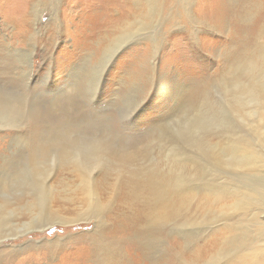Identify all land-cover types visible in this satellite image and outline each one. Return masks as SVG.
Masks as SVG:
<instances>
[{"label": "rangeland", "instance_id": "374dc122", "mask_svg": "<svg viewBox=\"0 0 264 264\" xmlns=\"http://www.w3.org/2000/svg\"><path fill=\"white\" fill-rule=\"evenodd\" d=\"M155 1L153 13L145 0H139L145 4L142 5L144 24L142 19L133 28L125 29L133 20L130 18L122 26L125 31L120 28L104 35L103 24L111 17L116 19L120 16L116 0H62L57 11L61 20L59 29L53 16L56 0H0V71L3 56L16 65L11 70L16 78L9 79L0 74V82L18 80L20 84L13 90L14 95L28 112L23 115L26 118L18 116L17 120L0 124V171L8 173L6 180L2 178L3 173L0 175V183L4 189L8 188L9 196L16 194L13 189L17 186L26 185L25 181L30 185L36 184V187L42 186V198L46 197L51 216L61 217L60 221L54 218L53 225L43 231L2 237L10 232L3 231L0 264H202V261L189 257L188 249H184L188 246L185 239L192 241L186 236L196 234V229L191 230L200 224V219L195 218L191 223L194 225L183 226L184 216L179 224L173 221L169 211L160 218V211L164 209L156 204L154 213H150L147 203L152 198L151 191L138 182L140 178H131V174L139 167L144 171L155 165L156 171L172 170L178 178L181 175V180L187 184L185 186L189 185L191 192H196L204 188L199 184L205 179L219 182L216 178L225 170L231 173L229 176L224 174L223 181L247 188L257 186L262 171L250 172L248 169L246 173L238 168H225V165L219 169L205 161L204 176L190 170L192 162L186 160V155L196 158L208 152L230 159L231 154L224 146L222 135L225 136L224 131H237L238 128L240 134L246 136L248 144L264 152L262 107L253 102L264 85V52L258 50L260 43H264V0H198L197 25L188 20L183 8H175L176 2L173 8V0H163L164 5L162 0ZM105 2L113 4L114 9L118 8V13L104 12L102 5ZM150 15L153 19L151 24ZM123 20L127 17L124 16ZM22 24L24 26L20 27ZM18 29H23V33L27 29L24 38L18 34ZM122 32L125 36L132 35L130 41L123 40L124 43L101 72L99 63L104 51L113 37ZM156 32H159V39L153 42ZM32 43L33 65L29 68L26 65L28 57L25 60L18 50L30 53L29 45ZM246 61L250 67L258 69L254 71L256 73H251L249 67L247 74L243 71L241 79L233 78L234 68ZM94 78L95 87L92 86ZM239 83L247 85V89L241 87L235 92L231 86ZM229 86L231 89H227ZM18 89L22 91L16 93ZM23 95L28 96L27 104L19 97ZM57 97L60 100L71 99L65 107L52 109L49 103ZM30 102L35 103L34 108ZM205 132V144L199 145L194 137ZM52 134L59 150L70 145L69 157L66 153L56 157L58 163L49 183L35 182L36 170L27 173L24 166L19 164L17 168L16 165L24 160L20 161L24 156L36 161L35 152L48 144ZM91 146L105 147L108 153L95 154ZM43 150L39 157L46 160L50 151L46 146ZM75 156L81 160L80 163L85 162L83 166L89 170L95 184L89 199L91 202L85 201V191L78 188L82 183L76 173L69 164L63 163L64 158L74 159ZM2 157H7L8 161ZM96 159L101 162L97 163ZM43 165L50 170L46 161ZM228 177H233V180H226ZM176 193L170 186L166 194L175 208L184 212L190 209L191 214L198 210L200 201L194 193L182 195L180 201ZM90 205L91 213H88ZM92 205L95 208L100 206L93 211ZM40 213L39 219L45 216V212ZM86 215L89 219L84 218ZM22 219L30 220L28 215ZM130 219L132 221L128 222ZM13 222L16 225L20 223ZM202 222L203 228L208 227V222ZM221 223L218 221L213 226ZM10 224L13 234L16 225ZM118 229L124 230L119 232ZM151 239L152 244L149 243ZM116 243L121 244L119 249L114 248ZM98 244H102L98 246L100 250L112 247L109 254L113 256L104 258L101 253V257H95L93 252ZM206 264L220 262L208 261Z\"/></svg>", "mask_w": 264, "mask_h": 264}, {"label": "bare ground", "instance_id": "6f19581e", "mask_svg": "<svg viewBox=\"0 0 264 264\" xmlns=\"http://www.w3.org/2000/svg\"><path fill=\"white\" fill-rule=\"evenodd\" d=\"M61 1L62 0H56L57 4H55V5L57 7L55 8L54 13H53V16L56 19V24L55 25L58 26V29L61 26V20H60L59 15H58V12H59L58 10H59V6H60ZM116 1H117V4H118V7H119V11L121 12L120 16L116 17V19L111 17L112 19L110 18L107 23L103 24V28L102 29L104 31V33H103L104 35H108V34L113 33L116 30H119L120 28H122V26L125 25L126 22H129L130 18H131V20L132 19L133 20L130 21L127 24L126 28L125 27L124 28L125 29L133 28L137 23H141L142 19H143L142 17L145 16V12H144V8H143V6L145 5L144 2L140 3L139 0H116ZM155 2H156L155 0H145L146 5L148 6V8H150V10L152 12H153V9L156 8L155 4H157V3H155ZM174 2H176V4H178L175 8H183L184 9V14L188 18V20L193 25H197V22H198V18L197 17L199 16V14H198V6H199L198 0H173V8H174ZM195 2L197 3L196 5H195ZM23 4L25 5V3H23ZM162 4H163V0H162ZM24 5H23V7H24ZM112 5L113 4H111V3L108 4L107 2H105L104 5H102L103 8L105 9V11L104 10L103 11L104 12H108L109 11L108 13L115 14L114 12L115 11L117 12L116 9H118V8L114 9V6H112ZM158 5L162 6L161 4H158ZM162 7H164V6H162ZM33 11L36 13L37 10L35 9ZM160 13L161 12H159V15H160ZM19 15H21V14H19ZM124 16L127 17V20H125V21L123 20ZM150 16L149 17H150V24H151V23H153V21H152L153 19H152V15H150ZM27 19H28V17L26 18V20ZM110 20H111V22H110ZM33 21H35V20H33ZM101 23H103V20L101 21ZM144 23H145V20L143 19L142 24H144ZM110 25H112V26H110ZM22 26H24V24H22L20 27H22ZM125 29H123V30L125 31ZM26 31H27V29H26ZM156 31H158V29H156ZM25 32L23 33V29H18V34L20 36H22L23 38L25 37L24 36ZM158 33L156 32L155 35H153V37H152V39H154L153 42H158L157 41L159 39V37H157ZM33 36L36 37V33H34ZM100 36H102V35H100ZM131 36L132 35L125 36V34L122 32V33H120V34H118V35L113 37L112 41L110 42L111 43L110 46L104 51V56L102 57V60L99 63V66L102 69L101 72H103V70L105 69L106 65L110 61L111 57L116 53V51L118 50L120 45H122L124 43L123 40L124 39L128 40ZM31 41H32V39H31ZM129 41H130V39H129ZM260 44H262V45L259 46L258 50H260L261 52H264V43H260ZM29 46H30V53H28L29 51L27 52V51L21 50V49L18 50V51L22 52L23 58L25 60L28 57L26 65H28V67L31 68L32 65H33L32 55H33V51L34 50H32V49H34L33 48L34 44L32 43ZM8 48H9V45H8ZM238 48H239V46H238ZM251 52L253 54L255 52V50H253ZM22 55H19V56H22ZM238 57H240V56H238ZM1 59H2V62H1L0 74H3L4 77L9 78V79L10 78L11 79L16 78L15 73H12L13 71H11L12 69L14 70L16 68V65L15 66L13 65L14 61L9 60V59L7 61L6 56H3V58H1ZM21 61H22V59H21ZM241 61H242V59H241ZM248 63H249L248 61L241 62V63L238 64L239 67H235L233 71L231 70L232 71L231 74H232L233 78L241 79L242 76L244 75L243 71H245L246 74H247V69L250 67L249 66L250 64H248ZM84 66H85V64H84ZM250 69H251L250 70L251 73H256L254 71L258 70V69L257 70L254 69V66L250 67ZM29 70H31V69H29ZM29 73H30V71H29ZM26 74H28V73L26 72ZM23 76H25V74ZM256 77H258V76H256ZM48 80H49V78H48ZM48 80H47L46 84L48 83ZM30 81H31V79H30ZM3 82H4V84H2L0 82V124L2 122L10 123L13 120H17L18 116H19L20 119L26 118L25 116L23 117V115H25V113H28V112H26V108L27 107H23L21 105L20 100L15 96L16 94L13 91L15 88H18L20 83H18V80L14 81V82L13 81L10 82V81H7V79L3 80ZM241 82L242 81L240 80V83ZM240 83L236 84L234 87L231 86L232 88H234L235 92H238L237 88L244 87L243 90L247 89V85L243 86L244 83L243 84H240ZM250 85H252V84H250ZM252 86H251V90H252ZM254 86H257V85L254 84ZM25 88H27V87H25ZM227 89H231L230 86ZM27 90H25V91H27ZM20 91H22V90L18 89L16 93H18ZM240 92H241V90H240ZM255 92H256V90H255ZM19 97H20V99L22 101H24L27 104L28 96L23 95V96H19ZM256 97H257V100L253 99V102L256 103L257 106H261L262 107L260 111H262V127H263L264 126V124H263L264 123V85H262L260 87L259 96H256ZM237 98H238V96H237ZM70 99L71 98H68L66 100H60V97L59 98L57 97V98L51 99L49 104L51 105L52 109L65 107L66 103L69 102ZM35 100L37 101L38 99H35ZM30 103H31L30 104L31 107L34 108L35 103L34 102L33 103L30 102ZM41 108H42V106H41ZM19 113H21V114H19ZM27 116H28V114H27ZM41 117H43V116H41ZM226 124H227V122H226ZM259 124H260V122H259ZM8 125H10V124H8ZM32 126H36V125H32ZM223 126L228 127L227 125H224V124H223ZM233 127H234V124H233ZM261 128H260V130H261ZM255 129H257V128H255ZM218 132H219V130H218ZM223 133L225 134V136L222 135V137L225 140L224 146L228 150V152L231 154V158L229 159L227 157H220V156L216 155V153H212V155H211L208 152H207L208 154L207 153H204L202 155L200 154V155H198L199 157L194 158V157H192L193 155L192 156L191 155L188 156L189 154L187 153L188 155H186V160L189 161V162L190 161L192 162L191 163L192 167L190 168V170H192L193 172H196L197 174H201V175L205 176V174H204L205 171H206V170H204L205 169V161L207 163H212L214 166L219 167V169H220V167L222 165H225L224 166L225 168H228V169H231V170H234V169L238 168L241 171H246V173H247L248 169H251L250 172H253L252 170H259V171H262L263 175H261V178L259 179L257 186L256 185L255 186H251L250 185L251 187L247 188L246 186H243V185L239 186V185H236V184H234L232 182L223 181L222 179L224 177H222V176L224 174L229 176L230 173H231L229 171H225L224 170L223 171L224 174L222 176L216 178L219 182H216V180H215V182H211V181L205 179V181H202V184H199V185H203L204 188H202L201 190H198L196 192H194V191L191 192V189L188 187L189 185L185 186L187 184L184 183V181L181 180L182 179L181 175H179V178H178V176H177L178 174L176 175V173H174L172 170L161 172L160 169H159V171L158 170L156 171L154 169L155 165H153V166L150 165L151 167L148 168L147 170H144V171H142L144 168H141V167L137 168L131 174V178H135V177L140 178L141 181L138 180V182L147 191H149V192L151 191L150 194L152 195V198L147 203L148 204V208L150 210V213H154L156 205H161L164 210L160 211V218H162L165 215V213L167 211H169L171 216L174 218L173 221L178 222V224L180 223L179 221H181V218L184 216V219H183L184 223L182 224L183 226L194 225V224H191V223L194 222L195 218H196V220L200 219L201 222L203 221L202 224L204 223V221L208 222V224H207L208 227H205V228L202 227L203 225L201 226V222H200V224L198 226H196V228L191 230V231H193V230L196 229V231H197L196 234L195 235L186 236V238L190 237L192 239V241H190L189 238H188L189 240L185 239V241L188 243L187 244L188 246H186V247L183 246L184 249H188L187 253H188L189 257H193L196 260H200V262L202 261V264H206L208 261H211V262H217L218 261V262H220V264H264V152L261 151L260 149H257L255 147L251 146L250 144H248L247 143L248 140L245 138L246 136L243 137L240 134L239 128H238L237 131L230 129V130L224 131ZM54 134H55V132H54ZM54 134H52V137H51L52 139H50L48 141V144L40 146L37 149V152H35L36 161H34L33 159H30V157L24 156V157H22L20 159V161L23 160V158H24V160L21 161L20 163H17V165H16L17 168H19V164L21 166H24L23 170L27 171V173H33L34 170H36V178L34 180L35 182L36 181L37 182L38 181H45L44 183H49L50 182V178L53 175L52 172L54 170H56V165L58 163L56 157L61 155V153H66L67 156L70 153L71 149L69 147L70 146L69 144L65 145V146H62L61 150L58 149L59 145L56 142V140L53 138L55 136ZM205 136H207V133L203 134V135H199V136L196 135L194 138L197 139L199 145H203V143L205 144V141H206V137ZM198 137H199V139H198ZM203 137H204L205 140L203 139ZM263 140H264V138H263ZM49 143H50L51 146L49 145ZM97 143H98V141H97ZM45 146L47 147V150L50 151L48 153V157H47L46 160H44L45 157L41 158V159L39 157V155L41 154L40 152L44 151L43 148ZM177 146H179V145H177ZM261 147H263V146H261ZM35 148H37V147H35ZM173 148H174V146H173ZM207 149H206V151H207ZM91 152H92V150H91ZM93 152H95V154L97 153V154L103 155L105 152L108 153V150H106L105 147L96 146L95 148H93ZM32 153H34V152H32ZM85 153H86V151H85ZM127 154H131V153H127ZM32 156H33V154H32ZM82 156H83V154H82ZM173 156L175 157V155H173ZM119 157L121 158V155H119ZM126 157H129V156H126ZM33 158H35V157H33ZM2 159L5 162L8 161L7 157H2ZM85 159H86V157H85ZM176 159H177V157H176ZM79 160H78L77 156H75L74 159L64 158L63 159V163H64V165L65 164H67V165L69 164L70 165L69 168L73 172L76 173L77 178L79 179V181H81L82 184L80 185V183H79L78 188H81L82 190L85 191V201L87 202L90 198H92L95 184L93 183V179L91 177V174L90 175L88 174L89 170L85 166H83L85 164V162L84 163H80L81 160L80 161ZM178 160H180V159H178ZM45 161L47 162V164H49L48 166L50 167V170L49 169L46 170L43 167L44 166L43 164L45 163ZM33 162H36V163L32 164ZM96 162L98 163V162H101V161L96 159ZM108 162H109V160H108ZM166 162L169 163V161H166ZM185 162H183V163H185ZM179 163H180V161H179ZM30 164H32V165H30ZM16 167L14 169H16ZM183 168H184V166H183ZM185 168L188 169L187 167H185ZM206 168H207V166H206ZM2 173H3V171H0V175ZM195 175L196 174H194V176ZM216 175H217V173H216ZM7 177H8V173L6 171V172L3 173L2 178L3 179H5V178L7 179ZM232 178L228 177V178H226V180L227 179L233 180ZM118 181H119V179H118ZM125 181L127 182V180H125ZM16 183H18V182H16ZM25 183H26V185L22 184V186L19 185V186H17L18 188L16 187L15 189H13L14 191H16V194L15 195L13 194V196H9V193L7 192L8 188L4 189V187H2V185L0 183V237L4 234L3 231H5V232L10 231V232L5 233L4 236H2V237H7V236L18 237V236H22V235H24V234H26L28 232L34 231V230L43 231V230H46L47 228H49V227H51L53 225L52 222H54L53 221L54 218L56 220H59L61 218L60 216H56V215L51 216V210H50V207H49V203L46 205V203H45L46 197L44 199L42 198V186L41 187H36V184L30 185V184H28L27 181H25ZM173 183H174V185H173ZM170 186H173V190H176L178 201L183 199L182 195H184V194L194 193L196 195L197 200H199L200 202L197 203L198 210L195 211V212L193 211L194 215L191 214V212H190L191 210L190 209H187L184 212L183 210L175 208L174 205H172L171 199L166 196L167 191L170 188ZM27 187L30 188L28 191L26 189ZM95 190H96V188H95ZM40 201L42 203H39ZM91 201H92V199H91ZM99 201H98V203H99ZM152 202H156V203L152 204ZM98 203H96V204H98ZM83 205H85V204H83ZM99 206L100 205H98V208H99ZM98 208H95L92 205V210L93 211H96V209H98ZM90 210H91V205L88 207V213H91ZM40 212H45V216H42V218L39 219V217L41 216ZM102 213H103V211H102ZM25 215L26 216L28 215V217L30 219L29 221H26L27 219L26 220L22 219V217L25 216ZM200 217H206V218H210V219L209 220L208 219L207 220L206 219L202 220ZM84 218L85 219H89L87 215ZM36 219H38V221H35ZM15 220L20 222V223H18L20 226H17L18 224L16 225V223L13 222ZM157 220L159 221V218H157ZM98 221H100V220H98ZM129 221H132V220L130 219V220H128V222ZM162 221H164V220H162ZM218 221H221L222 223L220 225H218V226H213V224L217 223ZM10 222L13 223V225L14 224L16 225V226H14L15 230L13 229L14 230L13 234L11 233L12 231H11ZM164 222H166V220ZM57 223H55V224H57ZM199 226H200V229H198ZM118 230H119V232H123L124 229H118ZM0 241H3V240L0 239ZM149 241H150L149 243H151V244L153 243L152 239L149 240ZM158 244H159V242H158ZM99 245H102V244L95 245L96 248L94 249L95 251L93 252V255L95 257L99 258L101 253H102L104 258L113 256L112 254H109V252L112 250V247H110V246L107 247L106 246V248L104 250H100L98 248ZM120 247H121V244L119 245L118 243H116L114 245V248H118L119 249ZM105 251L108 252V253H106ZM180 256H181V254H179L178 257H180ZM104 258H101V259L103 260ZM2 259L5 260L6 258L3 257ZM183 260H185V259H183ZM96 261H97V258H96ZM100 263H102V262L100 261ZM184 264H189V263L184 262Z\"/></svg>", "mask_w": 264, "mask_h": 264}, {"label": "snow or ice", "instance_id": "6c2138e0", "mask_svg": "<svg viewBox=\"0 0 264 264\" xmlns=\"http://www.w3.org/2000/svg\"><path fill=\"white\" fill-rule=\"evenodd\" d=\"M98 74H99V73L97 72V76H98ZM92 86L95 87V78H94L93 81H92Z\"/></svg>", "mask_w": 264, "mask_h": 264}]
</instances>
